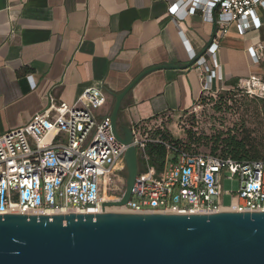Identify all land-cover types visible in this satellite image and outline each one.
<instances>
[{"label":"built area","instance_id":"2783aa9c","mask_svg":"<svg viewBox=\"0 0 264 264\" xmlns=\"http://www.w3.org/2000/svg\"><path fill=\"white\" fill-rule=\"evenodd\" d=\"M180 4L184 16L207 11L218 25L211 44L195 61L202 95L231 90L264 97L261 74L240 78L231 88L223 87L217 58L219 40L232 23L243 33L261 27L258 8L264 13V0H182L172 4L170 12L177 14ZM248 51L257 62L262 44L250 46ZM215 82L220 85L215 87ZM50 99V105L25 125L0 135V214L97 213L103 211L104 202L120 200L126 191L127 175L123 172L129 145L115 136L111 113L98 112L107 102L106 93L88 87L72 104L56 102L53 96ZM156 123L155 119L140 120L130 127L138 173L129 201L118 207L141 213L264 211L263 158L198 151L156 135L160 131ZM150 143L166 150L160 169L151 163ZM224 177L239 181L228 205L222 200ZM106 192L115 198L106 199Z\"/></svg>","mask_w":264,"mask_h":264},{"label":"crops","instance_id":"0c3cea01","mask_svg":"<svg viewBox=\"0 0 264 264\" xmlns=\"http://www.w3.org/2000/svg\"><path fill=\"white\" fill-rule=\"evenodd\" d=\"M176 1L182 0H0V135L25 125L51 96L72 104L88 87L106 93L98 112L110 114L114 94L159 65L169 67L145 74L123 98L120 126L189 110L202 96V81L195 63L186 64L193 53L202 55L218 25L207 11L184 16L181 4L171 13ZM258 13L260 28L243 33L232 23L219 40L225 88L264 75ZM257 43L256 62L248 49Z\"/></svg>","mask_w":264,"mask_h":264},{"label":"water","instance_id":"95a60500","mask_svg":"<svg viewBox=\"0 0 264 264\" xmlns=\"http://www.w3.org/2000/svg\"><path fill=\"white\" fill-rule=\"evenodd\" d=\"M165 67L145 70L114 94L113 132L129 145L122 199L107 200L97 213L0 214V264H264V211L105 210L129 201L138 173L134 135L129 125L119 124L122 100L145 74Z\"/></svg>","mask_w":264,"mask_h":264},{"label":"rangeland","instance_id":"374dc122","mask_svg":"<svg viewBox=\"0 0 264 264\" xmlns=\"http://www.w3.org/2000/svg\"><path fill=\"white\" fill-rule=\"evenodd\" d=\"M258 10L261 11V8ZM214 86L216 87V82ZM155 120H157L155 126H158L160 131L181 139L186 145L198 151L212 152L215 140L230 134L245 138L251 144H257L264 154V97L223 90L216 96L202 95L185 112L166 113ZM127 173L126 168L123 174ZM222 186L225 191L222 200L228 205L238 191L239 181L224 177ZM56 201L60 202V199L57 197ZM113 207L115 206H108L107 210L120 212Z\"/></svg>","mask_w":264,"mask_h":264},{"label":"trees","instance_id":"16d2710c","mask_svg":"<svg viewBox=\"0 0 264 264\" xmlns=\"http://www.w3.org/2000/svg\"><path fill=\"white\" fill-rule=\"evenodd\" d=\"M157 134H161L166 139L182 142L181 139L174 138L170 134H165L162 131H157L156 135ZM188 137L190 138L191 136ZM147 150L151 156V163L158 169L162 168L166 156L165 148L161 145L150 143ZM212 152L232 156L234 158L264 159V154L257 144H251L245 138H238L237 136L230 134L225 138L218 137L212 145Z\"/></svg>","mask_w":264,"mask_h":264},{"label":"bare ground","instance_id":"6f19581e","mask_svg":"<svg viewBox=\"0 0 264 264\" xmlns=\"http://www.w3.org/2000/svg\"><path fill=\"white\" fill-rule=\"evenodd\" d=\"M105 198L106 199H113V198H115L113 195H110L108 192H106L105 193ZM108 208V207H107ZM107 208H105V210H107ZM113 208H117L118 210H120V211H130V210H126V209H124V208H120V207H118V206H115V207H113Z\"/></svg>","mask_w":264,"mask_h":264}]
</instances>
